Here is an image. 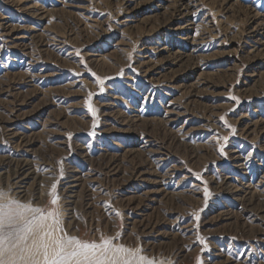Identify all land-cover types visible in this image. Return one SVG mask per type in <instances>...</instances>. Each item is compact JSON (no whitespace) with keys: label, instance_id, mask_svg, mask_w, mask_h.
<instances>
[{"label":"rangeland","instance_id":"374dc122","mask_svg":"<svg viewBox=\"0 0 264 264\" xmlns=\"http://www.w3.org/2000/svg\"><path fill=\"white\" fill-rule=\"evenodd\" d=\"M0 192L155 264H264V0H0Z\"/></svg>","mask_w":264,"mask_h":264},{"label":"snow or ice","instance_id":"6c2138e0","mask_svg":"<svg viewBox=\"0 0 264 264\" xmlns=\"http://www.w3.org/2000/svg\"><path fill=\"white\" fill-rule=\"evenodd\" d=\"M100 83L103 85V80ZM5 197L6 194L0 192V200ZM57 200L58 197L53 195L51 203L56 204ZM25 211L38 215H34L24 227H19L17 221ZM48 220L52 221L51 225L47 224ZM54 232H63L58 213L53 211L45 215L40 208L14 200L0 203V264H155L124 246L112 247L111 240L105 239L101 244L82 243L66 234L54 236ZM123 253L128 258L118 259Z\"/></svg>","mask_w":264,"mask_h":264},{"label":"bare ground","instance_id":"6f19581e","mask_svg":"<svg viewBox=\"0 0 264 264\" xmlns=\"http://www.w3.org/2000/svg\"><path fill=\"white\" fill-rule=\"evenodd\" d=\"M255 18V17H254ZM257 28V27H256ZM181 29H183V28H181ZM166 49V48H165ZM162 50V49H161ZM49 223H51L49 220H48V223L47 224H49ZM54 236H57L56 234H54ZM109 255H110V253H109ZM40 259H42V258H40Z\"/></svg>","mask_w":264,"mask_h":264}]
</instances>
